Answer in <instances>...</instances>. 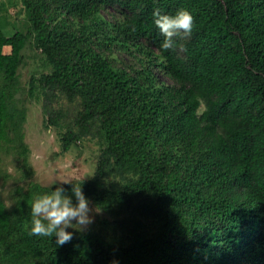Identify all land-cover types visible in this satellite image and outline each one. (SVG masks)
Here are the masks:
<instances>
[{
    "label": "trees",
    "instance_id": "trees-1",
    "mask_svg": "<svg viewBox=\"0 0 264 264\" xmlns=\"http://www.w3.org/2000/svg\"><path fill=\"white\" fill-rule=\"evenodd\" d=\"M21 2L32 45L52 66L31 78L28 94L62 152L84 137L103 140L94 175L73 184L114 218L56 245L31 233L30 210L10 227L0 209L9 256L27 264H264V0ZM113 2L122 19L111 37L101 11ZM180 7L193 14L192 33L161 49L153 10ZM118 35L122 46L140 39L147 63L171 84H158L149 66L145 76L114 66L105 51ZM5 45L9 65L1 63ZM19 51L0 30V150L12 125L25 153V113L4 82L15 79ZM111 177L127 180L119 187ZM139 195L152 201L133 204Z\"/></svg>",
    "mask_w": 264,
    "mask_h": 264
},
{
    "label": "rangeland",
    "instance_id": "rangeland-1",
    "mask_svg": "<svg viewBox=\"0 0 264 264\" xmlns=\"http://www.w3.org/2000/svg\"><path fill=\"white\" fill-rule=\"evenodd\" d=\"M101 14L106 23L105 31H110L109 36L112 37L115 34L114 23L122 19V10L116 2H113L105 5ZM0 30L9 40L20 46V60L16 67L15 79L9 83L4 82L10 88L17 107L25 113L22 133L23 143L28 147L25 155L22 151L23 145L15 137L12 125H10L7 131L11 140L3 144L0 150V209L2 217L6 218L5 222L11 227L17 222L20 210H30L32 199L39 194L38 189H49L48 185L53 179L63 185L90 179L94 175L103 140L99 137H84L74 142L68 151L60 150V136L57 130L52 127L47 129L43 127L41 104L28 94L31 78L49 74L52 66L47 62L41 50L32 45L34 34L25 17L21 0H0ZM179 36L182 39L186 37L183 34ZM121 40L123 36L118 35L115 40L109 41L111 47L105 51V55L114 66L125 70L130 76L140 73L145 76L149 66V71L152 76L156 77L158 84L161 83L163 86L171 84V79L165 75L163 70L158 69L154 63L152 65L147 63L140 39H129L125 42V46L121 45ZM99 42L105 43L108 40L102 36ZM1 63L4 65L11 63V50L7 45L2 47ZM203 108L204 105L201 104L199 111ZM61 180H67L69 183ZM107 180L122 187L127 179L111 177ZM84 193L91 200L94 219L84 231L72 229L73 237L88 231H97L103 220L111 221L114 218L108 210H104L95 203L94 195L86 191ZM142 200L150 203L152 198L139 195L133 199V204ZM127 210L128 212L117 218L126 217L130 208ZM6 232L0 231V239L7 234ZM19 238V235H12L7 239L16 243ZM5 249L6 247L0 244V264H27L9 256V250L5 251ZM34 262L35 260L32 259L29 264H34Z\"/></svg>",
    "mask_w": 264,
    "mask_h": 264
},
{
    "label": "clouds",
    "instance_id": "clouds-1",
    "mask_svg": "<svg viewBox=\"0 0 264 264\" xmlns=\"http://www.w3.org/2000/svg\"><path fill=\"white\" fill-rule=\"evenodd\" d=\"M152 16L163 36L161 49L172 48L176 43L175 37L180 34L189 36L194 28L193 14L185 7L173 12H162L157 8L153 10ZM61 181L69 183L67 180ZM71 184L69 192L63 183L53 179L48 191L34 196L30 204V231L33 235L47 238L54 236L56 245H64L73 239L72 229L84 231L93 222L94 208L90 198L85 195L81 183Z\"/></svg>",
    "mask_w": 264,
    "mask_h": 264
}]
</instances>
